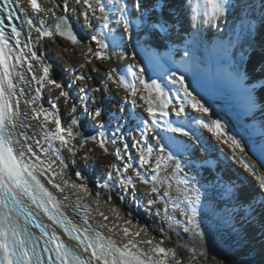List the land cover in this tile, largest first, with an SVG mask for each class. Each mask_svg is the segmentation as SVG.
Masks as SVG:
<instances>
[{"label": "snow or ice", "instance_id": "1", "mask_svg": "<svg viewBox=\"0 0 264 264\" xmlns=\"http://www.w3.org/2000/svg\"><path fill=\"white\" fill-rule=\"evenodd\" d=\"M237 6V0H0V264H207L213 236L203 223L204 208L217 197L218 203L235 201L243 209L227 221L234 242L248 240L259 224L264 262V127L253 140L219 115L201 86L207 73L195 41L184 44L183 56L175 59L181 13L190 34L199 36L226 27ZM248 9L254 12V4L241 10ZM72 14L90 33L87 45ZM57 38L80 50L79 69L91 65L103 71L104 88L123 91L118 111L106 107L100 84H89L94 77L71 63L67 86L53 78L44 42L70 51ZM221 48L231 69L228 79L256 107L264 75L249 84V65L264 74V0L259 16L241 18L239 33ZM114 58L131 62L120 68ZM45 89L59 90L47 106ZM211 141L224 145L256 181L243 203L240 185L225 179L218 158L208 157ZM198 148L205 157L196 155ZM96 149L120 162L107 164L98 178L87 163ZM138 185L147 189L146 200L137 198ZM115 197L129 204L126 214L113 203ZM102 200L123 225L101 210ZM142 207L151 223L133 220ZM157 230L156 243L154 234L137 239Z\"/></svg>", "mask_w": 264, "mask_h": 264}, {"label": "bare ground", "instance_id": "2", "mask_svg": "<svg viewBox=\"0 0 264 264\" xmlns=\"http://www.w3.org/2000/svg\"><path fill=\"white\" fill-rule=\"evenodd\" d=\"M72 23L81 28L82 37L84 39V44L87 45L88 40L87 37L90 35L87 29L83 28V20L78 18L75 14L71 16ZM94 23H98L94 21ZM35 35V34H34ZM57 41L60 45H63L64 48L70 49V51H62L57 44L52 43L51 41H45L42 50H45L47 56L51 58L52 62L54 63V72L53 78L57 80H62L63 83L67 86L69 82L73 79V76L69 74L66 69L68 68V64L71 63L72 65L77 67L78 71H86L90 73L94 80L90 81L89 84L97 83L100 84L103 93H104V103L107 106L108 101H112L114 107L109 108L112 111H118L117 105L124 104V93L122 90H117L114 86H109L108 88H104L101 81L104 80V73L103 71L97 72L95 71L91 65L87 67V70H81L78 68V65L83 62V58L79 55V49H72V46L60 38H57ZM241 43H244V37L241 36ZM237 52H239V47L236 48ZM130 51V50H129ZM114 66L123 68L126 66L127 63L131 62L128 60H115ZM97 66L101 69H107L109 67L108 64H101L100 62H96ZM207 66V78L211 79L210 83V92L211 93H227L226 97H221L215 99L213 101L214 108L218 111L219 115L222 116L225 120L229 121L230 125L232 126V130L244 135H250L253 140L259 139V131L261 127H264V88H258L256 91V95L254 99L257 100L256 107H250L248 101L241 94L238 90L235 92H229L226 87L230 86L233 87L232 82L228 79V73L231 71L228 65V61L226 58L217 57V58H210L208 57L206 60ZM249 74L251 79L249 80V84H252L253 81L260 78L261 75H264L259 72H253L251 64L249 65ZM205 80V79H204ZM203 81V80H202ZM201 86L204 88L205 86L202 84ZM80 82H77L79 84ZM51 87V86H50ZM59 90H53L51 93L47 89H45L43 93V100L45 102V106H47L46 101L49 99V96L58 95ZM207 92V91H206ZM222 94V93H221ZM72 95L78 99V95L76 93V85L72 86ZM209 95V94H208ZM61 108L62 115L67 116L66 106L63 103V100L60 101L59 104ZM96 105H93L95 107ZM129 109L132 108V105L129 103L127 104ZM115 108V109H114ZM79 111H83V109H79ZM137 112L143 114L142 108L136 109ZM70 119V117H68ZM171 119H175V116L172 115ZM87 123V121H85ZM121 123H126V121H121ZM131 127V126H129ZM205 135H208L205 133ZM186 139V138H185ZM211 139V138H209ZM129 143H131V136H129ZM154 143V141H153ZM213 147H209L208 150V157L211 159L216 160L218 158L219 163V171L222 172L225 179H231L236 181L239 185V194H240V203H243L246 198H248L251 193L252 189L256 184V181L250 176L247 172L244 171L242 166L239 164L238 161H233L231 158V152L224 146L216 141H211ZM88 147H94L93 145L89 144ZM114 146L109 145L110 153L113 151ZM221 149H223V155L221 154ZM133 154H135V150H132ZM66 157H69V154L65 150L63 153ZM197 156L203 158L205 157V152L201 149H197ZM70 158V157H69ZM251 159V158H250ZM116 162L114 155L109 156H102L100 155V150L96 149L94 152L90 153V157L87 161L88 165H90L93 169L94 178H98L104 175L106 170V165ZM252 162H255L252 160ZM85 162L83 160H77V164L83 166ZM75 167H73L72 171L75 172ZM191 174V173H189ZM202 175H207V173H202ZM74 178V177H73ZM94 187V185H93ZM147 189L143 185H138L137 191V198H144L145 192ZM176 195L175 192L172 193ZM211 195V193H210ZM89 202H92L93 198L89 197ZM129 201L132 200V197L129 195L127 197ZM219 197L215 198L214 201L209 202L204 211L207 213L203 223L206 227L210 228L213 241L211 243V251L209 256L207 257V264H217V260L213 258L219 257L221 259L226 260V264H264L261 261L260 257V236L261 233L258 231L259 224H256L254 227L257 229L254 233L249 230V239L245 240L240 243L234 242L233 233L231 232L230 225L227 222L231 217L236 216L237 214L243 212V209L240 208L239 204L235 201H231L227 204L218 203ZM113 203L120 207L122 212L125 214L129 209V204L124 203L120 204L119 198L115 197ZM101 210H103L106 214L110 216V220L116 221L117 223L123 225V221H117L116 217L111 213V205L105 204L103 200L100 202ZM159 207V206H157ZM133 212L135 213V208L133 207ZM179 214L177 213V216ZM147 216V212L142 207L139 210V214H135L133 216V220H139L141 224L151 223V218L145 219ZM107 223V222H106ZM232 223H235V220H232ZM131 227V226H128ZM247 228V225H245ZM136 231V228L132 229ZM239 230V229H237ZM157 237V241H153V243L158 242L160 237L159 231H155L154 233L150 232L149 234L141 233V236L137 239H150L152 235ZM120 237L117 236V239ZM142 247H147L146 245H142ZM182 252L183 250H178Z\"/></svg>", "mask_w": 264, "mask_h": 264}, {"label": "rangeland", "instance_id": "3", "mask_svg": "<svg viewBox=\"0 0 264 264\" xmlns=\"http://www.w3.org/2000/svg\"><path fill=\"white\" fill-rule=\"evenodd\" d=\"M209 84H211V83H209V81H207L206 83H204L203 85H206V87L204 88L206 91H207V94H212V93H210V85ZM222 93V94H221ZM221 93H216V94H218L220 97V99H221V97H223L224 96V98L227 96L226 94L227 93H225V92H221ZM256 95V94H255ZM108 104H107V106H108V108H111V107H114V104L112 103V101H108L107 102ZM115 109V108H114Z\"/></svg>", "mask_w": 264, "mask_h": 264}, {"label": "water", "instance_id": "4", "mask_svg": "<svg viewBox=\"0 0 264 264\" xmlns=\"http://www.w3.org/2000/svg\"><path fill=\"white\" fill-rule=\"evenodd\" d=\"M209 98H210L211 102L213 103V101H214L215 99H218L219 96H217V95H210Z\"/></svg>", "mask_w": 264, "mask_h": 264}]
</instances>
